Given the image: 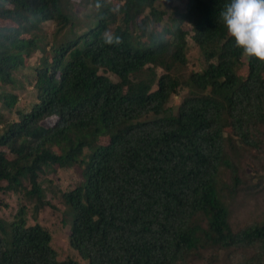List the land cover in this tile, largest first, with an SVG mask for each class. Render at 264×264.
I'll return each mask as SVG.
<instances>
[{"label": "trees", "instance_id": "16d2710c", "mask_svg": "<svg viewBox=\"0 0 264 264\" xmlns=\"http://www.w3.org/2000/svg\"><path fill=\"white\" fill-rule=\"evenodd\" d=\"M161 1L0 0V196L22 199L0 217V264H79L38 222L56 209L40 180L54 166L81 169L63 222L86 264H264V221L232 223L239 195L264 192V64L235 47L229 0H181L157 28ZM34 51L35 100L20 108L10 88Z\"/></svg>", "mask_w": 264, "mask_h": 264}, {"label": "rangeland", "instance_id": "374dc122", "mask_svg": "<svg viewBox=\"0 0 264 264\" xmlns=\"http://www.w3.org/2000/svg\"><path fill=\"white\" fill-rule=\"evenodd\" d=\"M158 8L165 12L164 20L161 24L156 27L164 26L170 19L172 11L179 10L181 8V0H162L158 4ZM189 29L190 26L186 25ZM53 29L52 24L47 27V32L51 33ZM188 68L190 71H200L206 65L201 52L193 42L189 41ZM42 57L40 51H34L30 59H26L25 65L22 66L20 71L14 72L15 85L10 88L14 94L19 98L17 107L26 108L31 105L35 100V91L32 87L33 78V67L39 63ZM157 74L160 76L163 71L161 68H157ZM109 78L113 81H117L116 77L108 74ZM180 96H175L170 102V106L178 105ZM3 115L7 118H15L8 110H3ZM53 123V122H51ZM49 124V123H48ZM264 138V137H263ZM102 144H106L108 140L102 138L100 140ZM257 162L248 164L245 162V171L248 174L256 175L254 173L253 166ZM259 163L256 165L258 168ZM254 173V174H253ZM244 176V175H243ZM43 188L46 191L47 199L55 205L56 209L46 207L38 216V222L45 227L52 235V247L57 252L58 260L65 261L68 259H74L79 264H86V261L81 260L77 253L71 248L69 244L70 225H65L63 220L67 219L66 212L68 211L67 206L64 204L62 194L75 188V186L82 180L80 167L74 166L68 169H62L57 166L53 168H46L45 173L40 177ZM264 183V182H263ZM22 199L15 194H8L6 196H0V217L7 221H12L21 206ZM28 214V224L33 225L35 221L32 218V212ZM232 223L237 228H243L252 225L258 221H264V192L262 194L245 197L239 195L232 204Z\"/></svg>", "mask_w": 264, "mask_h": 264}, {"label": "clouds", "instance_id": "9594fccd", "mask_svg": "<svg viewBox=\"0 0 264 264\" xmlns=\"http://www.w3.org/2000/svg\"><path fill=\"white\" fill-rule=\"evenodd\" d=\"M220 17L243 56L264 64V0H229ZM104 40L108 45L121 43L109 32Z\"/></svg>", "mask_w": 264, "mask_h": 264}]
</instances>
